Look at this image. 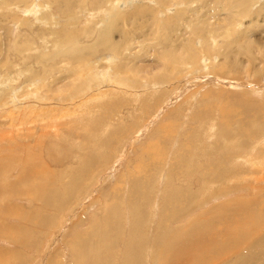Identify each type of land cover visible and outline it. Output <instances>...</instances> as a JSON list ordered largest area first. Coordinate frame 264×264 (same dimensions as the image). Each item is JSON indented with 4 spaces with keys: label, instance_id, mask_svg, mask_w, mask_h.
<instances>
[{
    "label": "rangeland",
    "instance_id": "obj_1",
    "mask_svg": "<svg viewBox=\"0 0 264 264\" xmlns=\"http://www.w3.org/2000/svg\"><path fill=\"white\" fill-rule=\"evenodd\" d=\"M93 1L84 0L81 5L76 0L54 1L55 4L49 5L53 24L45 18L42 21V13L47 11L41 9L40 0H19L8 10L0 8V14L19 11L20 18H27L24 24L11 21L8 16L0 19V166L6 172L2 173L4 183L10 185L24 174L21 173L24 155L32 153L37 157L38 153L43 162V173L30 174L29 187L22 185L25 188L19 192L12 190L1 197L0 226L6 232H0V264H73L70 242L90 234L93 222L102 217L103 208L112 204L119 213L117 233L125 234L121 239L111 235L106 243L115 244L116 250L105 255L103 249H98L99 260L123 264L122 242L132 241L134 248L130 255L137 254L142 264H168L165 253L156 247L145 246L141 250L143 244L137 247L136 243L156 237L154 232L158 234L162 229L180 235L187 227L183 231L186 233L200 225L194 222L199 215L215 213L213 224L217 228L214 230L220 231L218 227L225 213L220 214L213 206L240 196L253 200L251 206L243 204L239 209L245 213L253 231L250 245L256 250V257L248 260V264H264V59L260 60L261 53L264 54V0H249L244 6L228 2L231 0H167L171 2L168 9L160 3L164 11H156L159 6L154 0H120L112 7L111 14L125 16L124 36L113 34L122 47V54L117 57L97 52L83 66L93 64L97 68L106 65L105 61L112 62L108 71L111 73L112 68L118 67V71L125 72L121 75L123 81L115 79V74H106L110 78L103 75L98 85L89 82L85 92L79 90L82 85L79 74L72 75L70 70L75 65L80 67L79 63L59 57L60 48L42 33L46 28L64 27L74 31V45L77 41V45L89 46L109 17H104L105 0H98L97 5ZM139 2L143 8H150L130 17L129 13ZM246 43L250 46L246 47ZM186 44L194 46L199 66L174 62L184 55ZM217 60L233 66L222 75L213 73L211 66ZM190 67L193 70L185 73ZM156 69L170 71L171 81L155 82L153 86L148 77ZM179 73L183 75L177 78ZM108 99L116 109L111 123L107 121V114L99 115L110 105ZM255 111L259 120L247 127L246 134L259 136L248 142V147L251 146L248 153H258V156L232 161L229 167L240 173H225L221 180L213 177L214 172L213 175L207 171L201 173V177L211 182L205 193H199L201 202H189L174 212L167 211L163 199L175 190L172 187L187 179L199 188L196 181L200 173L187 172H194L200 163L203 166L207 163L208 167V162L217 159L210 154L198 157L195 167L190 166L188 158V166L177 170L176 153L189 150L188 139L192 137L194 144L212 150L217 142L222 154L227 153L237 146L238 123L247 121L246 115ZM162 124L168 125L159 131ZM222 125L229 127L230 136L221 134ZM92 126H98L95 131L102 139L111 134L114 126L119 130L106 150L95 146L94 139L85 138L92 136ZM84 139L87 152L95 154L88 160L86 172L80 173V163L86 157L81 146ZM149 149H156L162 155L151 157L147 154ZM103 152L108 154L105 159L100 155ZM34 163L30 162V166ZM181 175L185 177L181 178L182 182L176 178ZM45 184L48 190L44 192L62 204L61 208L52 209L44 204L40 194ZM140 187L148 191L132 194V189ZM130 199H136L139 210L146 211L136 226L137 232L132 234H128L133 225L126 209ZM228 207L229 204L227 211L232 210ZM10 228L14 233L8 231Z\"/></svg>",
    "mask_w": 264,
    "mask_h": 264
},
{
    "label": "bare ground",
    "instance_id": "obj_2",
    "mask_svg": "<svg viewBox=\"0 0 264 264\" xmlns=\"http://www.w3.org/2000/svg\"><path fill=\"white\" fill-rule=\"evenodd\" d=\"M33 1L36 2V0H33ZM41 1H45L47 4H45ZM54 1H56L58 3H62L64 0L63 1L62 0H40V4L42 5L41 9H43L44 11H47V12L42 13V15H43V16H41L42 21H43V18H45L46 20H49L52 24L54 23V21L52 20V15H50V11H52V9L49 11V9L51 8V7L49 8V5L51 6V3L55 4ZM76 1H77L78 5L81 2L82 3L84 2V0H76ZM97 1L98 0H94L93 2H96L95 4L97 5V3H98ZM128 1H131V0H128ZM154 1H156V3L159 6L158 7L159 9H157L155 7L157 10L153 7V9L156 11L163 9V7H160V3L164 4V8H166L167 6H169L171 4V2L167 3V0H154ZM232 1H235L238 4L243 3V6L249 4V0H242V1L241 0H239V1L231 0L228 2L231 3ZM74 2H71L70 4H73ZM17 3H19V0H0V6H2L0 8H5L8 10V9H10L8 7L16 5ZM20 3H21V1H20ZM32 3H34V2H32ZM103 3L105 4L104 5V9H105L104 17H108V16L109 17L105 21V23L102 24L103 29H100L99 32L96 33V35H97L96 37L94 35V37H95L94 41L89 46L83 45L84 47H82L80 45H77V43H78L77 41H76V45H74V39H76V36L74 35V31L65 30L64 27H60L58 29L53 27V28H51V29H53V31L49 28L48 29L46 28L44 30L45 32L42 33L48 37H51L52 38L51 41H52L53 45L60 48L62 55H60V53L58 52L60 55L59 57H61L62 59H65L71 63H76V62L79 63L78 65H80V67H77V65H75L76 67H73V68L70 67V70L73 71L72 75H74V74L76 75V73L79 74L78 77L82 80V85L80 86L79 90H85V92H86V87L89 85V82L96 83L98 85V84L102 83L101 77L103 75L106 76L107 78H110V76L108 77V75H106V74H111V73L115 74L114 75L115 79H118V81L120 80V82L123 81V79H121V75H122L123 71H121V72L118 71V69H117L118 67L112 68V70L109 69V70H111V73L108 71V68H110L112 62L105 61L106 65H103V66L97 67V68H95L96 65H93V64L83 66L84 64H86V59L89 60L97 52H107V53L111 54L112 56L117 55V57L120 56L123 52L122 47L119 44V42H117V40H114L113 34L116 33L120 37L124 36V28H123L124 25L123 24H124L125 16L123 14H119V13L114 14V16H112V14H111L112 7L114 5H117L118 3H120V0H105V1H103ZM103 3H102V5H103ZM99 4H101V3H99ZM176 4H177V6H181L179 3H176ZM118 6H120V5H118ZM66 7H67V5H66ZM85 7H87V6H85ZM146 8L149 9L150 7L144 6V8H143L140 2L135 3V6L133 7L132 12L129 13V16L130 15L131 16H133V15L138 16V14L144 13V10H146ZM168 8L169 7H167V9ZM33 9L36 11V10H38V7L33 5ZM67 9H69V7H67ZM175 9H176V7L174 8V10ZM13 10H15V9H13ZM70 11H68V12H70ZM162 11H164V10H162ZM146 13H148V12H146ZM20 15H21V13L19 11H12V12L9 11V13L0 14V16H2V17H0V19H2V18L5 19L8 16V17H10L11 21H18L19 23L25 22L27 20V18H24V17L20 18L21 17ZM176 15L178 16V14H176ZM169 16L173 17V15H169ZM120 23L122 25H120ZM55 46H53V47H55ZM245 46L249 47L250 43H246ZM28 47H30V46H28ZM204 48L208 49V46H206ZM204 48H203V52L206 55L211 56L209 53L207 54V51L206 52L204 51ZM194 50H195L194 46H192L191 44H186V46L184 47V55L181 57H178L174 62L181 61L184 63L186 62L189 65L194 64V65L199 66L200 63L198 60V53H195ZM250 52L252 53L251 49L248 50L249 54H250ZM263 59H264V54L261 53L260 60L262 61ZM91 63H92V61H91ZM232 66H233L232 64L228 63V65H226L224 61L217 60L216 65H212L211 67H213L212 68L213 73H218L219 75H222L223 73H225L226 69H228V71H229V69L232 68ZM226 67H228V68H226ZM123 68L126 71V68L125 67H123ZM188 70H193V68L192 67H190V69L187 68L185 73L189 72ZM155 71L156 72H155V74H153V76L148 77V79H151L150 81L152 82V84L155 82H157L159 84L164 83V82L169 83L171 81V78L169 76L170 71L168 73L165 70H159L157 72V69H156ZM102 72L105 74H101ZM123 73L125 74V72H123ZM181 75H183V73L177 74L176 77L178 78ZM29 78H31V77H29ZM115 79H113V80H115ZM124 79H125V77H124ZM31 80H32V78H31ZM113 80H111V81H113ZM105 82H107V80H105ZM70 85L71 84H69V86ZM153 86H154V84H153ZM167 88L169 89L170 86ZM97 94H99V92ZM93 96L94 95L92 94V97ZM107 101L105 100V102H107ZM108 104H110V100H109ZM252 108H254V107H252ZM114 110L116 111L114 106L112 107V104H110L106 110H103L100 113L99 112L98 113H99V115L107 114V117H108L107 121L109 123H111V120H113L114 114H115ZM255 113H256V111L253 114H247L246 118H245L247 121L243 120V121H240L238 123V125L236 127V133L238 134V137H239L237 146L234 149L230 148L228 151H226L227 153L222 154V152L220 151L221 146L219 147V144L217 142L214 145H212V147L214 146V150H212V149L208 148L207 146H202L200 144H197V145L194 144V140L192 139V137H190L188 139L187 145L188 146L190 145L189 150L185 151L183 149L180 153L179 152L176 153V157H175L176 166L175 167L177 170H179L184 165L188 166V165H186L188 158L190 159V166L192 164H194L195 167H196V159L198 157L201 158L204 156H209V154H210V157H213L214 155H216L217 159L213 160L212 162H208V167L206 166L207 163L205 164V166H203L202 163H200L197 166V168H195L194 172H192L193 170L187 172V173H191V174L192 173H198V174L200 173V177L197 176L198 181H196V182H199V188L195 187V185H197V183H195V185H193L192 184L193 182L190 181V183H188L189 181H186L187 179L185 181L183 180L185 183L172 187V189H175V190L170 192V195L165 196V198L163 199V205H164V208L167 209V211L170 210V211L174 212V210L181 209L183 206L188 205L189 202H191L192 204H195V202H198V201H199V203L201 202L199 193H202V194L205 193L211 184L210 181L206 180L205 176L201 177L202 176L201 173L205 174L206 173L205 171H207L208 173H211V175H213V172H214L215 175H213V177L217 178L218 180H221L225 173H231V174L235 173V175L237 172L240 173L239 170L232 169L231 167H229L233 163L232 161L237 160V158H239V157L242 159H244V158L249 159L251 156H258V153H254V154L248 153L250 150V147H251V146L248 147V145H249L248 142L252 143L251 140L252 139H259V136H250L249 137V136H247V134H249V133L246 134L247 127H250L251 124L256 125V122L259 120V115L255 116L254 115ZM263 118H264V116H263ZM96 119H100V116L97 117ZM167 125L168 124H162V126H160L158 130L161 131ZM211 125L214 126L213 124H211ZM97 128H98V126H92L90 128V129H92L90 131V132H92V136H85V138H90L89 140L94 139L95 141H97L95 146L104 150L107 147V145L109 144L110 139L114 138L113 136L117 134L116 133L117 130L114 126L111 134L106 135L102 139L101 136L97 137L98 133H96V131H95V130H98ZM169 128L170 127H168V129ZM207 130H208V128H207ZM220 132L222 135L230 136V129L226 125H222ZM250 132H251V130H250ZM209 133H210V131H209ZM254 134H257V133H254ZM245 137L250 138V139L246 140ZM258 144L260 145L261 143H258ZM250 145H252V144H250ZM81 146H82L83 151L86 153L85 160L82 163H80L81 165L79 166L80 170H81L80 173H83V172H86L87 167L89 165L88 160L90 159V157L93 158L95 153H93V151L87 152L86 148H88V145H87L86 139L83 140V143ZM252 147L254 148V146H252ZM259 149H261V147ZM251 150H253V149L251 148ZM263 151L264 150H262V152ZM29 152H31V151H29ZM233 152L235 154H233ZM254 152H257V150ZM106 153L107 152H103V153H101V154L99 153V154L101 155V157H103L105 159L108 156V154H106ZM161 153L162 152H159L156 149H149L147 152V154L150 155L151 157H155V155H158V157H159V155H162ZM35 155L37 157L33 156L32 153L26 154L23 156L22 167H21V169H23V171L21 173H24V174L19 179H17L15 182H13L10 185H6L4 183V177H3L2 173H6V172L0 166V202H1V197H4V195L7 192L12 191V190H14L15 192H19V190H21L23 187L22 185H24L25 187H29L30 186V174L31 173H43V169L41 167L43 162L40 158V155L38 153ZM30 156H31V161H30V159H29V161H27V159ZM97 157H98V155H97ZM146 158H148V157H146ZM211 159H210V161H211ZM32 161H35V163L33 164V167L30 166V162H32ZM206 161H207V159H206ZM179 162H180V164H179ZM183 170L184 169H181V171H183ZM188 170H190V169H188ZM156 171H157V168H156ZM185 171H187V170H185ZM173 174L174 173L171 174V178H170L171 180L173 179ZM235 175H234V177H235ZM78 176H81V175L79 174ZM184 176H185V174H184ZM184 176L176 177V178L182 182L181 178H183ZM191 180H193V179L191 178ZM47 186L48 185L45 184L43 191L40 194L41 198H43L44 204L51 207L52 209L61 208L62 204L57 203L56 200L50 195L49 192H44V189L48 190ZM25 187H23V188H25ZM41 189H42V185L40 188H38V190L41 191ZM147 191H148V189L146 187H140L136 190L132 189V194L137 193L139 195V194H142V193L147 192ZM251 199L252 198L243 199V197L240 196V197L233 198L232 200L221 203V204L218 203L219 205H217V206H213V208L215 210L220 211V214L225 213L221 227H218V229L220 231L214 230L215 228H217L213 224L214 223L213 219L216 218L215 213L214 214L199 215L198 219H196V218L194 219V222H200V225L188 230V232H186V233H184L183 231L186 230L187 227H185L182 230V234H180V235H172V234L166 232L164 229H162V230H160V232L158 234H157V232H154L156 237H153L150 239L144 238L142 242H140V241L137 242L136 246L138 247L140 244H143L141 246V250L145 249V246H149L151 248L156 247L159 252L165 253V258L168 259V264H248V260H250L252 258L255 259V257H256L255 256L256 250L254 249V247H252L250 245V244H252L250 236H253V231H252L251 223H248V220H246L245 213L241 212V210H239V209L243 206V204L251 206L252 203H250V202H253V200H251ZM247 200H248V202H247ZM128 203H130V205L126 206V209H128L127 210V218H128V220H130V222L133 225L132 228L128 229L129 230L128 234H132V233L137 232L138 229L136 226H137L140 218L142 216H144V214H146V211L139 210L140 206H139V204H136V199H132V200L130 199V200H128ZM227 204H229L228 208L232 209V210H230V211L226 210ZM167 205L170 206V209L167 208ZM247 211H250V210H247ZM118 214L116 213L115 205L112 204L111 206H105L103 208V213H102V217L100 218V220L94 221L92 224L93 230L91 229L92 230V232L90 233L91 235L90 234L86 235L87 234L86 233L85 237H83L82 239L76 238L70 242L71 243L70 244V252H71V255H72V252L74 253V260H73L74 263L78 262L77 264H109V260H106V259L99 260L100 256L97 253V250L103 249L105 255H107V253H109V252H113L116 250L115 249L116 245L113 244L112 242L106 243V240H109L111 235H115V237L121 236L120 237V239H121L125 234L124 232H123V234L117 233V230H119L118 229V227H119L118 226ZM254 214H255V212H254ZM251 216H253V215H251ZM8 231L11 233H14V229L10 228V229H8ZM0 232L5 233L6 231L0 226ZM92 236L95 239L94 238L92 239ZM216 236L217 237L221 236V239L217 240ZM122 243H123V250L121 253V258H122L123 264L126 261H127V264H142L143 262L140 260V257L137 254L130 255V253L132 252V250L134 248V246L132 245L133 242L130 241V242H122ZM114 254H117V253L114 252ZM231 258H234V260L229 261V259H231ZM92 260H95V261L92 262Z\"/></svg>",
    "mask_w": 264,
    "mask_h": 264
}]
</instances>
